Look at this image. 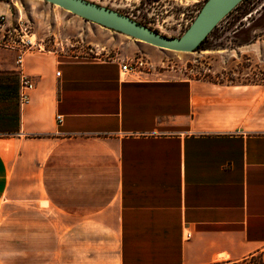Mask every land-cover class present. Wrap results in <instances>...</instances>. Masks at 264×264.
Returning <instances> with one entry per match:
<instances>
[{"label": "crops", "instance_id": "obj_1", "mask_svg": "<svg viewBox=\"0 0 264 264\" xmlns=\"http://www.w3.org/2000/svg\"><path fill=\"white\" fill-rule=\"evenodd\" d=\"M230 51L264 55V28ZM147 56L134 73L123 56H23L34 88L0 132V224L20 227L0 252L10 239L44 264L264 261V81Z\"/></svg>", "mask_w": 264, "mask_h": 264}, {"label": "rangeland", "instance_id": "obj_2", "mask_svg": "<svg viewBox=\"0 0 264 264\" xmlns=\"http://www.w3.org/2000/svg\"><path fill=\"white\" fill-rule=\"evenodd\" d=\"M127 14L166 36H179L189 25L205 0H90ZM264 28V0H242L208 33L192 52L159 48L128 35L84 20L59 5L44 0H0V78L7 71L18 76L17 54L58 52L68 58H126L143 55L160 60L171 55L188 76H205L212 71L224 73L227 80L264 81V55L238 56L230 51L247 42ZM26 36L35 42L27 47ZM39 44V47H37ZM20 50V51H19ZM12 66V70L8 68ZM221 77L219 76V79ZM22 226V225H21ZM24 226V225H23ZM20 225L0 224V232L14 233ZM61 231L59 227V232ZM0 264H44L43 256L31 252L29 241L21 250L14 240H5ZM17 250V253H15ZM21 251V252H20ZM56 257V256H55ZM54 257L59 264L60 257ZM72 261L77 256H71ZM44 261V260H43ZM228 264H232L229 262ZM238 264H252L239 261Z\"/></svg>", "mask_w": 264, "mask_h": 264}, {"label": "water", "instance_id": "obj_3", "mask_svg": "<svg viewBox=\"0 0 264 264\" xmlns=\"http://www.w3.org/2000/svg\"><path fill=\"white\" fill-rule=\"evenodd\" d=\"M99 24L151 45L192 52L208 33L242 0H205L187 28L179 36H166L127 14L90 0H44Z\"/></svg>", "mask_w": 264, "mask_h": 264}, {"label": "trees", "instance_id": "obj_4", "mask_svg": "<svg viewBox=\"0 0 264 264\" xmlns=\"http://www.w3.org/2000/svg\"><path fill=\"white\" fill-rule=\"evenodd\" d=\"M202 41L199 43V45L196 48L200 47ZM5 73L9 74L10 77L8 79L0 78V126L2 128L0 129L1 130L0 132L10 133V132H14L13 130L15 129L9 128L8 123L10 122V120H13L14 118L16 123L18 120V104L16 101L18 94V76L16 77L12 71H7ZM1 75L2 72L0 71V76ZM5 98H12L15 100V103L11 105L10 110L8 109V105H6V107L3 105L4 104L3 99ZM245 260L248 262L251 261L252 264H264V261H262V259L258 255H251L238 261H232L231 263L238 264L239 261H245ZM228 263H229L228 261H224L213 264H228Z\"/></svg>", "mask_w": 264, "mask_h": 264}, {"label": "built area", "instance_id": "obj_5", "mask_svg": "<svg viewBox=\"0 0 264 264\" xmlns=\"http://www.w3.org/2000/svg\"><path fill=\"white\" fill-rule=\"evenodd\" d=\"M27 47H31L35 44V42L31 41L29 37L26 36V42ZM37 47H39V44H37ZM20 51V50H19ZM22 54H17L16 57V63L18 64V103L19 105H22L26 103L29 99V92L34 88V81L30 74L24 72L21 67L22 62ZM149 63L144 59L143 56L137 55L130 58H127L123 61H121V64L119 66L120 71L122 72H128V73H134L142 70L144 67H147ZM55 75H59V71H55ZM57 120L60 121V116L57 115ZM186 238L190 236V233L187 232Z\"/></svg>", "mask_w": 264, "mask_h": 264}, {"label": "bare ground", "instance_id": "obj_6", "mask_svg": "<svg viewBox=\"0 0 264 264\" xmlns=\"http://www.w3.org/2000/svg\"><path fill=\"white\" fill-rule=\"evenodd\" d=\"M29 39L33 42V39H32V37H29ZM139 40V39H138ZM149 44V43H148ZM154 46V45H153ZM160 48V47H159ZM164 49V48H163ZM175 51V50H174Z\"/></svg>", "mask_w": 264, "mask_h": 264}]
</instances>
